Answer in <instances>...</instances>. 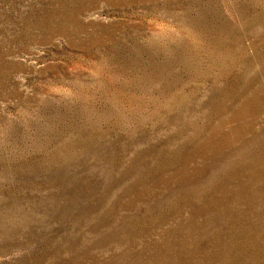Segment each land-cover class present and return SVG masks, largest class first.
I'll return each mask as SVG.
<instances>
[{"label":"rangeland","instance_id":"1","mask_svg":"<svg viewBox=\"0 0 264 264\" xmlns=\"http://www.w3.org/2000/svg\"><path fill=\"white\" fill-rule=\"evenodd\" d=\"M0 264H264V0H0Z\"/></svg>","mask_w":264,"mask_h":264}]
</instances>
